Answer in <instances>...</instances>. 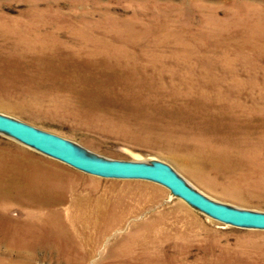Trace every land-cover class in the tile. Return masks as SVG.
Masks as SVG:
<instances>
[{
    "label": "rangeland",
    "instance_id": "374dc122",
    "mask_svg": "<svg viewBox=\"0 0 264 264\" xmlns=\"http://www.w3.org/2000/svg\"><path fill=\"white\" fill-rule=\"evenodd\" d=\"M103 56L121 78L87 103L40 74L101 79L87 63ZM199 102L213 120L231 105L251 131L264 127V0H0V114L264 212V150L202 171L174 157ZM0 170L22 185L0 190L13 194L0 200V264H264L263 229L219 221L156 182L86 173L1 133Z\"/></svg>",
    "mask_w": 264,
    "mask_h": 264
},
{
    "label": "bare ground",
    "instance_id": "6f19581e",
    "mask_svg": "<svg viewBox=\"0 0 264 264\" xmlns=\"http://www.w3.org/2000/svg\"><path fill=\"white\" fill-rule=\"evenodd\" d=\"M106 56H103L101 60L95 61L94 59H92L87 63L90 66L93 67L96 66L102 69L103 77L102 78L100 77L101 79L96 78V76L95 77L76 76L75 78L68 80V78L65 79V75L63 78L60 77L59 76L60 73L55 72L52 68H46L47 70H43L40 74L42 75V77L51 79L53 85L55 86L59 85V87H64L74 93H77L76 96L80 98L82 102L87 103L88 101L93 100L94 98L95 99L99 98L95 91H99V88H101L104 84L105 85L110 84L112 80H115V78L116 79L121 78V76H117V77L115 76V74L118 73L116 71V68H113V66L115 65L112 61V56L111 57L110 56L106 57ZM59 79L66 81L58 82ZM78 87L81 88L80 91L79 89H77ZM199 104L201 106L198 107L195 106L191 110L184 109L185 113L188 112L187 115L189 116L191 122L194 123L193 126L194 128H192L189 132H182L181 135L177 136V138H180L182 140L185 139L186 141L185 142L183 140L181 144L174 145L173 147L174 150L176 151V152L173 151L175 152L174 157L177 160H179L180 162H185L184 160H187L189 161L190 166H192L191 170L195 169L196 171H202L201 169H206L207 167L216 169L221 166H227V165L233 167L241 166L243 163H245L244 157L253 156L255 158H258L260 156L261 152L264 150V127H262L261 129L260 127L257 128L256 127L258 126L257 124L254 126V128L251 131L250 126L252 125H249L250 122L248 123V120L241 121L240 115H238V113L236 114L233 111H231L232 108L231 105H224L218 107L217 109L218 119L213 120L211 119V116L207 114L210 113L209 112L210 108L208 107H213V105L208 106L203 104V102H199ZM172 115L175 116L174 113ZM225 118L230 120L231 121L230 123L234 124L233 126L230 125V127L233 128L230 131L233 134V138H231L232 134L229 135L223 133L222 128H224V125L228 123L225 122L226 121ZM0 133L10 136L9 134L1 131ZM187 133H192L193 135L192 136L187 135ZM195 137H197L199 140L198 139L193 140ZM190 138H191V142H189ZM204 138L205 139L209 138L210 141L209 142L206 141L207 143H201V140L205 141ZM73 144L76 153L79 154L80 156H84L88 158H102L100 156H96L94 154L89 153L86 149L82 147V149L90 155V156H86L83 152L78 150V147L80 145L75 144L74 142ZM3 173H4L3 170H0V190L4 189L5 187L6 188L13 187V189L15 190L22 187L20 183H12V181H10L12 180V178H10L9 180L6 175L5 176L3 175ZM19 175L21 177L23 174L19 173ZM97 176H101V175H97ZM13 189L10 190L12 191ZM23 194L26 197L30 198L31 201H36V202L38 201L36 198L39 197V192L37 191L32 193V190H30V192L28 191ZM11 195L13 194L0 192V197H1L0 200L2 199L8 200L11 197ZM40 205H42V203H39V206ZM240 228H244V227H240Z\"/></svg>",
    "mask_w": 264,
    "mask_h": 264
},
{
    "label": "water",
    "instance_id": "95a60500",
    "mask_svg": "<svg viewBox=\"0 0 264 264\" xmlns=\"http://www.w3.org/2000/svg\"><path fill=\"white\" fill-rule=\"evenodd\" d=\"M0 131L45 155L65 162L86 173L108 178L158 182L168 187L174 195H178L191 206L219 221L237 227L264 230V212L242 210L209 199L167 166L151 162L80 156L76 153L72 141L2 114H0Z\"/></svg>",
    "mask_w": 264,
    "mask_h": 264
}]
</instances>
